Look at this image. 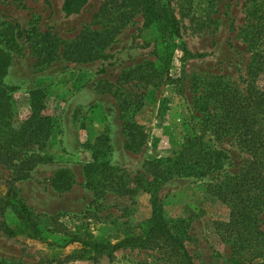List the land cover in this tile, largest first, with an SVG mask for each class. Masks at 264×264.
Wrapping results in <instances>:
<instances>
[{"label": "rangeland", "instance_id": "rangeland-1", "mask_svg": "<svg viewBox=\"0 0 264 264\" xmlns=\"http://www.w3.org/2000/svg\"><path fill=\"white\" fill-rule=\"evenodd\" d=\"M161 1L175 19L179 43L163 70L158 69L161 46L155 25L144 22L139 7L127 0H87L69 15L60 9L62 0H0V66L5 67L0 75V152H33L42 160L28 159L34 166L22 178L16 170L23 173L25 165L16 167V160L0 156V195L5 182H11L41 229L53 236L84 233L113 243L141 233L152 193L168 226L182 229L193 264H221L229 245L216 239L211 221L224 219L226 208L209 188L236 174L249 155L234 136L216 137L204 125L207 115L195 100L211 77L233 84L242 95L249 80L264 89V71L248 76L255 59L264 58V3ZM95 38L106 41L98 44ZM89 50L96 57L81 61ZM141 66L158 76L132 72ZM31 101L38 102L37 111ZM129 124L136 134L132 143ZM193 134L219 153V162L200 174L175 172L171 160L184 136ZM56 172V184L69 183L67 191L51 187ZM257 217L264 229V207ZM0 219L17 226L8 209H2ZM78 248L6 237L0 231V264L167 260L166 253L154 249H120L111 259L66 258Z\"/></svg>", "mask_w": 264, "mask_h": 264}, {"label": "trees", "instance_id": "trees-1", "mask_svg": "<svg viewBox=\"0 0 264 264\" xmlns=\"http://www.w3.org/2000/svg\"><path fill=\"white\" fill-rule=\"evenodd\" d=\"M127 1L139 7L144 22L155 25L161 46L158 69H167L174 50L179 48V43L176 41L178 27L168 5L161 0ZM86 2L87 0H62L60 8L64 15H69L78 12ZM261 3H264V0H260L256 5ZM254 29L258 31L257 26ZM103 39L100 42L101 40L95 38V42L103 44L106 41L105 38ZM76 44L79 43H75L74 46ZM90 50L81 56V61H89L96 57L94 54L96 52ZM183 51L185 52V49ZM145 68L141 66L132 72L144 70L158 76L159 72ZM4 69L5 67L0 66V75L4 73ZM263 71L264 58H256L248 69V76L251 79L253 75ZM207 83L203 95L195 100L197 108L205 111L207 115L208 120H204V125H210V131L216 137L225 134L234 136L236 143L249 155V160L236 174L209 188L210 194L226 208L224 219L211 221L216 239L229 245V254L221 264H264V229L258 227L257 217L258 212L264 207V89L252 87L249 80L245 95H242L233 84L222 82L220 78L211 77ZM211 102L214 103L213 107L210 106ZM30 106L32 108L35 106L36 111L39 109L36 101H31ZM33 111L31 110L30 115H33ZM126 133L132 143L136 134L130 124ZM15 154L7 153L5 150L0 152L1 157L16 160L14 166L25 165L23 173L21 168L16 170L17 175L22 178L34 166L28 162V159L33 157L36 163L42 161L37 153L22 151ZM217 162H219V153L208 149L201 136L195 134L184 136L179 150L171 160L172 169L186 175L204 173L212 169ZM58 176L59 172H56L51 180V187L57 192L66 191L69 183L57 185ZM5 184V192L0 195V212L4 208L8 209V212L14 215L17 225L9 226L7 221L0 219V231L6 237L22 235L53 247L78 244L79 248L66 256L72 259L94 260L102 255L111 259L113 253L120 249H154L167 254V260L164 261L166 264H193L182 243V229L179 225L174 229L168 226L161 206L152 193L148 198L149 218L141 233L121 237L112 243L92 240L85 237L84 233H63L59 237L53 236L55 235L53 231L41 229L36 215L26 206L11 182L6 181ZM179 223L184 227V220L180 219Z\"/></svg>", "mask_w": 264, "mask_h": 264}, {"label": "crops", "instance_id": "crops-1", "mask_svg": "<svg viewBox=\"0 0 264 264\" xmlns=\"http://www.w3.org/2000/svg\"><path fill=\"white\" fill-rule=\"evenodd\" d=\"M62 3V2H61ZM60 7H61V5H60ZM61 9V8H60ZM67 191V190H66Z\"/></svg>", "mask_w": 264, "mask_h": 264}]
</instances>
